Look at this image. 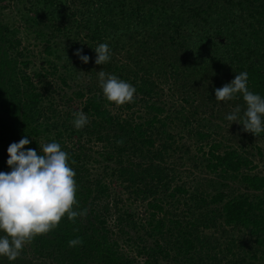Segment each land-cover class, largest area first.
I'll return each mask as SVG.
<instances>
[{
  "label": "trees",
  "instance_id": "1",
  "mask_svg": "<svg viewBox=\"0 0 264 264\" xmlns=\"http://www.w3.org/2000/svg\"><path fill=\"white\" fill-rule=\"evenodd\" d=\"M10 8L13 23L2 18ZM105 42L112 59L98 66ZM101 70L131 83L134 102L109 105ZM242 71L264 96V0H0V171L25 135L38 154L55 140L76 173L73 209L86 210L11 264H264V133L225 119L243 114L242 98L215 100ZM81 110L90 123L77 130ZM181 150L187 173L206 175L200 188L177 182L169 161Z\"/></svg>",
  "mask_w": 264,
  "mask_h": 264
},
{
  "label": "clouds",
  "instance_id": "2",
  "mask_svg": "<svg viewBox=\"0 0 264 264\" xmlns=\"http://www.w3.org/2000/svg\"><path fill=\"white\" fill-rule=\"evenodd\" d=\"M93 50L96 65L111 61L113 53L107 42L99 43ZM74 55L83 64L90 62L91 58L82 48ZM97 73L102 96L109 105L120 107L134 102L136 88L131 83L104 70ZM248 79L247 71L239 72L230 83L215 89V100L242 98L243 114L241 107L236 106L225 119L231 125H242L244 132L259 136L264 133V96L249 90ZM89 123L83 110L73 113L75 129L81 130ZM30 142L25 135L18 143H12L7 149L6 161L10 171H0V257L7 258L10 264L21 255L25 245L57 228L65 215L75 222L77 217L86 214V210L73 209L74 205L78 207L77 186L69 154L55 140L43 144L39 154L35 149L26 148ZM82 243L76 238L68 241V246Z\"/></svg>",
  "mask_w": 264,
  "mask_h": 264
},
{
  "label": "rangeland",
  "instance_id": "3",
  "mask_svg": "<svg viewBox=\"0 0 264 264\" xmlns=\"http://www.w3.org/2000/svg\"><path fill=\"white\" fill-rule=\"evenodd\" d=\"M13 10L14 9L10 8V9H7V10H5L3 12V14H2L3 17L2 18L4 19V21L12 22V23L14 21L15 22L17 21L16 19L18 17L16 15L15 11H13ZM29 43L32 44L33 41L29 40ZM24 45H27V43L25 41H24ZM35 48H36L35 50H39L38 47H35ZM29 49H31V48L29 47ZM38 57H39V55H38ZM169 131L171 133H173V134L178 133V135L181 137V138L178 137V138H180V140H179L180 144L181 145L185 144L186 147L190 149V155L196 156L197 159L200 157V153L197 152V148H196L197 145L195 146V144H192V142H188L189 139L187 137L186 130H182V125L178 121H174L172 124H170ZM221 135H223V137H224V134H221ZM230 136L231 135H228V134L225 135L226 138L230 137ZM217 138H219V137H217ZM176 139H177V137H176ZM256 144L262 150V154L264 155V139H258L257 138L256 139ZM91 147L93 148L92 150H94V151H99L100 150L99 146L92 145ZM204 149H205L204 151H206V147ZM183 155H184V150H181V153L175 154V156H173V158L169 161V164H170V162H171L172 165H173V163L175 164V170H179V172H178L179 176H177V178H176L177 182L182 181V182L187 183V186L195 187V185H197V187L200 188V185L202 183L204 184V179H205L206 175L203 174V173L198 172L199 170L194 172V170H192V169L189 170L190 173H187L188 165L186 164L184 166H181V163H183L185 161V159L187 158V156H183ZM180 156H182V157H181V160L179 161V164L177 165V160H178V158ZM176 165H177V167H176ZM260 165L262 166L261 161H260ZM263 171H264V169H263ZM196 182H198V184H196ZM201 189H204V186L201 187ZM128 205H129V203H128ZM126 206L127 205H125V207ZM182 209H183V207L179 206L178 213H180ZM140 211H141V209L138 208V212H140ZM120 244H121V242H120ZM122 245H124V244H121V246Z\"/></svg>",
  "mask_w": 264,
  "mask_h": 264
}]
</instances>
